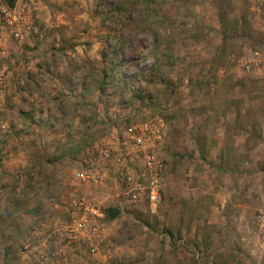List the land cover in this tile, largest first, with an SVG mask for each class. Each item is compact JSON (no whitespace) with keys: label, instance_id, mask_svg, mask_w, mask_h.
<instances>
[{"label":"rangeland","instance_id":"rangeland-1","mask_svg":"<svg viewBox=\"0 0 264 264\" xmlns=\"http://www.w3.org/2000/svg\"><path fill=\"white\" fill-rule=\"evenodd\" d=\"M12 9L32 24L19 41L1 30L0 264H264V0H17ZM133 122L161 125L154 212L143 199L118 206L113 181L71 178L76 160L103 141L115 147ZM96 124L109 129L61 155ZM82 196L120 215L104 219L96 253L67 248L46 263L61 237L54 226ZM30 236L36 256L23 247Z\"/></svg>","mask_w":264,"mask_h":264},{"label":"built area","instance_id":"built-area-1","mask_svg":"<svg viewBox=\"0 0 264 264\" xmlns=\"http://www.w3.org/2000/svg\"><path fill=\"white\" fill-rule=\"evenodd\" d=\"M31 24L23 9L17 11L0 4L1 57L7 54L3 48L6 39L1 30L7 29L14 40L19 41L31 30ZM253 66L250 61L243 64L246 71H250ZM4 72L5 70L0 71V95L4 90ZM160 126H152L149 122H133L127 129L119 131L115 147L103 141L101 148L92 146V153L76 160L71 178L94 187L113 181L116 187L113 196L117 198L118 206L122 208L138 204L143 199L154 212L160 202L161 179L165 171L164 163L157 158L153 148L157 140H152L154 137L160 138ZM148 142L151 143L147 144ZM139 155L141 159L135 160ZM100 207L93 197L82 196L74 200L66 211V217L58 220L54 226L53 231L60 232L61 239L58 238L54 248L40 259L47 263L49 259L63 258L67 254V248L79 250L82 254L96 253L106 229L104 213ZM35 229L30 232L36 231ZM31 236L23 243V247L36 256L33 252L35 247L30 242L33 241Z\"/></svg>","mask_w":264,"mask_h":264},{"label":"trees","instance_id":"trees-1","mask_svg":"<svg viewBox=\"0 0 264 264\" xmlns=\"http://www.w3.org/2000/svg\"><path fill=\"white\" fill-rule=\"evenodd\" d=\"M2 4L9 8H14L17 0H0ZM232 31H236L235 26L232 27ZM224 41L230 39L227 38L226 31H224L223 34ZM106 129H109L108 126L104 124H96L94 125L91 129L87 130L79 140L72 144H66L63 146V150L61 151L62 156H76L79 153H81L87 146L91 144V142L96 138L97 133H102ZM104 215L107 221H112L116 219L120 215V210L119 208L115 207H109L104 210ZM197 261L198 260V255H197Z\"/></svg>","mask_w":264,"mask_h":264}]
</instances>
